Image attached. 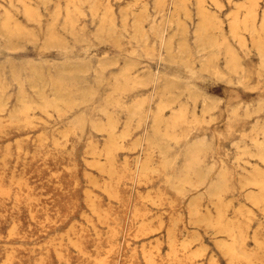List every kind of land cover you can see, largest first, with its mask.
<instances>
[{
  "label": "rangeland",
  "instance_id": "1",
  "mask_svg": "<svg viewBox=\"0 0 264 264\" xmlns=\"http://www.w3.org/2000/svg\"><path fill=\"white\" fill-rule=\"evenodd\" d=\"M0 264H264V0H0Z\"/></svg>",
  "mask_w": 264,
  "mask_h": 264
},
{
  "label": "bare ground",
  "instance_id": "2",
  "mask_svg": "<svg viewBox=\"0 0 264 264\" xmlns=\"http://www.w3.org/2000/svg\"><path fill=\"white\" fill-rule=\"evenodd\" d=\"M202 56H203V55H202ZM75 73H76V72H75ZM192 89H194V88H192ZM184 90H185V89H184ZM212 100H213V99H212ZM173 105H174V104H173ZM24 107H25V106H24ZM214 107H215V106H214ZM14 116H15V115H14ZM198 141H199V140H198ZM198 143H201V142H198ZM199 145H200V144H199ZM195 146H196V145H195ZM195 146H194L193 148H195ZM197 147H198V146H197ZM194 150H197V149H194ZM200 150H201V149H200ZM189 153L192 154V156H193L194 158H193L192 156H190V155H189V156H190L191 158H193L194 160H196V159H195V156H194V155H196V153H194V154L191 153V152H189ZM166 155H167V154H166ZM198 156H199V154H198ZM173 160H174V159H173ZM170 161H171V160H170ZM192 161H193V160H192ZM167 163H168V162H167ZM190 163H191V162H190ZM191 165H192V164H191ZM190 167H191V166H190ZM200 169H201V168H200ZM200 169H199V170H200ZM186 170H187V169H185V171H186ZM189 171H190V170H189ZM189 171H188V172H189ZM200 171H202V170H200ZM194 172H195V171H194ZM196 173H199V172H197V170H196ZM200 173H202V172H200ZM200 175H201V174H200Z\"/></svg>",
  "mask_w": 264,
  "mask_h": 264
}]
</instances>
